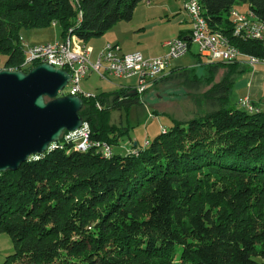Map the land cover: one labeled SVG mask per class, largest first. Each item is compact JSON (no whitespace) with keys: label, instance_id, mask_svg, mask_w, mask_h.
I'll return each instance as SVG.
<instances>
[{"label":"trees","instance_id":"16d2710c","mask_svg":"<svg viewBox=\"0 0 264 264\" xmlns=\"http://www.w3.org/2000/svg\"><path fill=\"white\" fill-rule=\"evenodd\" d=\"M142 1L0 0V68L29 72L22 30L56 23L63 39L87 45L131 21ZM246 3L264 23V0H199V8L211 32L262 60L264 42L232 36L230 12ZM196 57L193 67L172 72L188 87L211 86L204 97L216 109L171 120L144 145L130 141L131 152L121 148L131 128L110 119L140 96L124 88L80 96L90 139L108 144L111 157L73 150L63 137L0 174V235L14 248L3 264H264V113L231 107L245 66Z\"/></svg>","mask_w":264,"mask_h":264},{"label":"rangeland","instance_id":"374dc122","mask_svg":"<svg viewBox=\"0 0 264 264\" xmlns=\"http://www.w3.org/2000/svg\"><path fill=\"white\" fill-rule=\"evenodd\" d=\"M184 1L156 0L150 1V4L147 0L140 2L131 21H121L104 36L89 42V46L94 48L92 62L97 60L99 53L106 46V38L110 34L118 35L124 40L123 48L128 47L132 52L139 51L146 59L161 55L163 43L169 39L170 27L173 23V16L166 8L179 11ZM248 6V3L243 4L238 7V10L246 12ZM142 28H146V30L143 31ZM20 37L26 46L53 43L63 39L61 28L56 23L47 28L22 30ZM72 42V50H78L84 45L74 40ZM165 51L167 53V48ZM197 54H199L198 47L193 45L188 54L173 60L172 65L173 67H193L197 63ZM246 68V72L234 85L231 107L242 109L239 101L248 97L264 113V65L257 66L255 71L253 68ZM223 72L220 71L217 75L216 83L221 80ZM176 73L174 74L170 67L163 77L156 80L158 82L155 86L148 88L147 92L139 97V104L134 105L128 112L113 111L110 119L111 125L131 128L129 136L124 137L121 143L122 149L127 146L128 150L133 152L130 141L138 143L139 146L144 145L147 141L153 140L163 128L168 127L171 120L189 121L199 112L217 108V104L214 105L212 101H208L204 97L211 86L202 84L197 88L188 87L184 83L183 77ZM134 85H136L134 78L125 80L108 76L107 79H102L96 72L91 71L80 83V88L84 93L97 96ZM121 148L114 147L113 150L118 153L122 151ZM13 251L11 237L7 234L0 235V264H3L6 257L13 254Z\"/></svg>","mask_w":264,"mask_h":264},{"label":"built area","instance_id":"2783aa9c","mask_svg":"<svg viewBox=\"0 0 264 264\" xmlns=\"http://www.w3.org/2000/svg\"><path fill=\"white\" fill-rule=\"evenodd\" d=\"M195 1L185 0L184 9L190 18L191 32L189 39L174 38L166 41L164 47L167 53L163 56L146 59L139 52L123 53L118 45L107 44L99 53L97 60L92 62L91 57L93 48L88 44V50H72L69 47V35L61 41L29 46L31 53L30 64H24L23 68L32 69L34 64H49L54 68L66 71L70 75V80L61 94L65 96H83L93 98V95L84 93L80 88V83L86 79L89 72H96L102 79L108 76H114L120 79H136V85L126 88L129 91L136 90L137 95H143L154 81L163 77L167 70L172 66L173 60L179 59L189 53L190 44L197 45L199 54L216 63L227 65L241 64L248 68L256 69L261 66L254 63H247L245 57L233 56L224 53V45L219 39H210L203 35L202 25L195 19ZM150 4V1H148ZM230 19L233 27V36L246 38L252 41L264 39V23L261 22L248 8L246 12H240L235 7L230 12ZM81 43H84L81 41ZM0 70H3L0 68ZM242 109L248 112L260 111L253 105L250 98L246 97L239 101ZM99 110L102 109L100 103L97 104ZM84 128H90L84 122L82 127L72 133H64L59 140L69 135L80 134ZM91 138V135H90ZM89 138L87 142L73 147L76 151H88L92 148L100 149L104 157L109 158L112 155V148L106 143L92 141ZM58 144L54 143L52 147Z\"/></svg>","mask_w":264,"mask_h":264},{"label":"water","instance_id":"95a60500","mask_svg":"<svg viewBox=\"0 0 264 264\" xmlns=\"http://www.w3.org/2000/svg\"><path fill=\"white\" fill-rule=\"evenodd\" d=\"M70 75L49 64L29 70H0V174L17 171L42 156L64 133L79 130L84 120L78 96H60ZM136 90L127 96H136Z\"/></svg>","mask_w":264,"mask_h":264},{"label":"bare ground","instance_id":"6f19581e","mask_svg":"<svg viewBox=\"0 0 264 264\" xmlns=\"http://www.w3.org/2000/svg\"><path fill=\"white\" fill-rule=\"evenodd\" d=\"M195 8H196L195 19L200 23V25H202L203 35L206 37H209L210 39H219L222 41V43H225V45H224V53L225 54H229V55H233V56H239V57H245L247 59V63L264 65V59L261 60L259 58L254 57V56L247 55V54L243 53L237 46H235L233 44V42L231 41V39L228 36H226L222 33H219V32H215V33L211 32L208 23L206 22V20L201 15L200 8H199V0L195 1ZM232 36H233V32H232ZM233 38L239 39L242 41H252L250 39L238 38L235 36H233ZM255 41L264 42V39H257ZM72 43L73 42H72L71 38H69V47L72 46ZM21 44L23 46L24 57H25L23 65L24 64H30L31 53H30L29 45L28 46L24 45V41L22 39H21ZM78 50H88V47L86 45H82L81 48ZM23 65H22V67H23ZM245 110H247V109H245ZM258 112H260V111H254L252 113H258ZM89 138H90V135H89V129L88 128H84L83 131L80 132V134L69 135L68 137H65V139L67 141L73 142L75 145L83 144L84 142H87V140H89ZM51 149H54V147H52Z\"/></svg>","mask_w":264,"mask_h":264},{"label":"crops","instance_id":"0c3cea01","mask_svg":"<svg viewBox=\"0 0 264 264\" xmlns=\"http://www.w3.org/2000/svg\"><path fill=\"white\" fill-rule=\"evenodd\" d=\"M166 9H167V11H170V13L173 16V23L171 24V27H170V33H169V39L168 40L174 39V38L189 39L190 38V32H191V23H190V18L184 9V3L181 5V9L179 8L180 9L179 11L178 10L177 11L169 10V8H166ZM142 29H143V31L146 30V28H142ZM106 42H107L106 45L112 43L114 45L121 46L123 53H131L132 52V51H129L131 49L128 47L123 48L124 44H122V42H124V40L121 37L119 38L118 35L117 36L111 35V34L108 35V38H106ZM164 43H163V46H164ZM43 44H45V43H43ZM93 51H94V48H93ZM135 52H139V51H135ZM139 53H141V52H139ZM165 54H166V51H165V48L163 47V51L161 52V55L155 56L152 58L160 57V56H163ZM171 68H174L173 65L171 66ZM253 70L255 71L256 69H253ZM126 88H128V87H124V89H126Z\"/></svg>","mask_w":264,"mask_h":264}]
</instances>
